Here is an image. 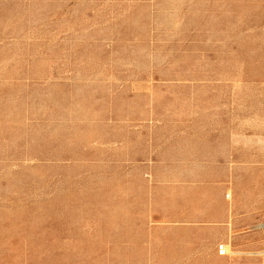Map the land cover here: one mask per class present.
I'll use <instances>...</instances> for the list:
<instances>
[{
	"label": "rangeland",
	"instance_id": "obj_1",
	"mask_svg": "<svg viewBox=\"0 0 264 264\" xmlns=\"http://www.w3.org/2000/svg\"><path fill=\"white\" fill-rule=\"evenodd\" d=\"M236 134L241 247L142 245L145 159ZM0 264H264V0H0Z\"/></svg>",
	"mask_w": 264,
	"mask_h": 264
},
{
	"label": "crops",
	"instance_id": "obj_2",
	"mask_svg": "<svg viewBox=\"0 0 264 264\" xmlns=\"http://www.w3.org/2000/svg\"><path fill=\"white\" fill-rule=\"evenodd\" d=\"M232 137L231 143L225 144L223 139L212 143L211 155L201 152L166 161L145 159L151 174L144 214L146 222L153 226L138 232L139 237L145 238L142 245L148 243L149 237L185 236L198 244L200 237L207 236L213 245L225 242L240 246L236 243L248 236L249 220L245 215L249 209L236 188L241 180L238 174L246 164L235 155L241 149L236 142L241 141L242 135ZM224 152L229 155L224 156ZM200 165L201 171L194 169ZM192 174H201V179ZM261 210L262 206L256 204L250 212Z\"/></svg>",
	"mask_w": 264,
	"mask_h": 264
}]
</instances>
